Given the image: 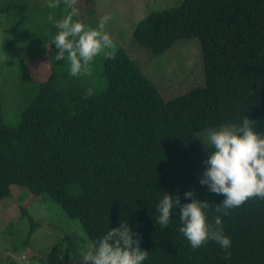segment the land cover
Instances as JSON below:
<instances>
[{
  "label": "trees",
  "instance_id": "trees-1",
  "mask_svg": "<svg viewBox=\"0 0 264 264\" xmlns=\"http://www.w3.org/2000/svg\"><path fill=\"white\" fill-rule=\"evenodd\" d=\"M132 37L152 54L198 38L203 86L164 100L121 48L114 60L100 57L96 88L79 77L63 86L66 73L54 67L17 125L4 123L0 105V201L12 185L43 195L90 241L127 222L148 252L143 264H264V200L221 216L228 260L213 241L190 246L178 231L179 207L166 227L155 209L163 193L183 204L193 191L209 202V221L219 215L214 206L225 197L199 183L208 155L194 134L264 117V0H182L147 14Z\"/></svg>",
  "mask_w": 264,
  "mask_h": 264
},
{
  "label": "rangeland",
  "instance_id": "rangeland-1",
  "mask_svg": "<svg viewBox=\"0 0 264 264\" xmlns=\"http://www.w3.org/2000/svg\"><path fill=\"white\" fill-rule=\"evenodd\" d=\"M181 1L77 0L74 19L96 27L102 16H111L106 30L117 47L136 60L164 100H171L204 84L199 39H180L163 53L152 54L133 42L132 31L147 14L176 7ZM45 4L46 0H0V105L7 125H17L21 111L54 67L66 73V78H59L61 85L78 83L69 74V63L55 60L58 49L50 43L57 30L47 16L51 12L57 20L63 18L66 5L61 2L50 9ZM100 57L95 58L91 76L79 77L82 84L100 85ZM252 121L254 132L264 129V117ZM207 129L197 131L194 137L209 155L214 147L205 148L197 137ZM88 241L79 221L68 218L43 195L12 185L10 196L0 201V264H80Z\"/></svg>",
  "mask_w": 264,
  "mask_h": 264
},
{
  "label": "clouds",
  "instance_id": "clouds-1",
  "mask_svg": "<svg viewBox=\"0 0 264 264\" xmlns=\"http://www.w3.org/2000/svg\"><path fill=\"white\" fill-rule=\"evenodd\" d=\"M61 2L66 5L63 18L57 20L51 12L47 16L57 30L50 41L58 49L55 60H66L73 77L91 76L96 57L116 59L117 44L106 30L112 17L102 16L96 27H90L74 19L78 15L77 0H46L45 6L56 9ZM92 94V89H87L86 95ZM253 123L244 116L239 125L224 124L197 136L205 148L215 149L203 161L206 168L199 183L207 186L210 192L225 197L214 206L219 215L212 221L206 211L209 202L195 199L193 191L184 193V197L191 200L189 203L181 204L179 195L173 199L171 194L163 193L155 206L156 222L161 227L169 225L173 209L179 207L181 226L178 231L190 246L197 249L213 241L224 250L225 260L231 257V239L223 231L221 216H228L230 209L240 207L250 199L264 200V134L254 132ZM147 258L148 252L140 248L139 239L133 238L126 222L109 229L102 237L88 241L79 260L80 264H143Z\"/></svg>",
  "mask_w": 264,
  "mask_h": 264
}]
</instances>
